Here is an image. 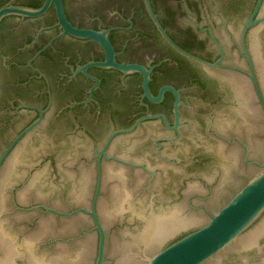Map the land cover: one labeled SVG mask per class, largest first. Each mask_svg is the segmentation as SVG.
<instances>
[{"label":"water","instance_id":"95a60500","mask_svg":"<svg viewBox=\"0 0 264 264\" xmlns=\"http://www.w3.org/2000/svg\"><path fill=\"white\" fill-rule=\"evenodd\" d=\"M0 264H264V0H0Z\"/></svg>","mask_w":264,"mask_h":264}]
</instances>
